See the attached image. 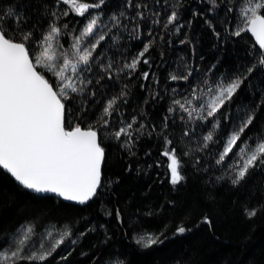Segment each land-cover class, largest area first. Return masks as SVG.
Here are the masks:
<instances>
[{"label": "snow or ice", "instance_id": "6c2138e0", "mask_svg": "<svg viewBox=\"0 0 264 264\" xmlns=\"http://www.w3.org/2000/svg\"><path fill=\"white\" fill-rule=\"evenodd\" d=\"M201 3L207 5L209 12L215 11L219 15L227 0H201ZM160 4L161 0H153V3L124 0L119 12L108 14V21H105L103 17L108 0H8L7 3L0 0V170L10 176L16 185L40 198L55 196L63 201L85 205L105 187L103 169L108 161L105 135L110 140L120 142L122 149L127 148L131 155H135L132 149L136 139L144 134L146 128L136 115L130 122L121 118L120 126L107 132L112 126L111 118L114 115L122 117L120 102H128V85L124 84L118 94L106 101H96V97L98 94L103 96L105 93L101 89L110 86L104 82L103 74H107L108 81H113L119 73L131 78L139 72L141 64L150 69L152 62L146 54H150L155 37L144 43L143 48L130 60H125L122 67H116V62L111 59L105 64L108 49H98L103 47L102 42L109 38L113 29L118 34L127 30L129 24L134 25L129 36L140 40L142 25L149 20V36L160 25L166 32L181 33L185 27L182 22L185 4L182 0H165L162 7L167 11L166 19L153 6ZM61 5L68 7L62 10ZM132 9H135L134 15L129 14ZM227 11L232 12L233 8L227 7ZM70 14L84 18L83 25L77 28L79 20L72 24L66 22L65 18ZM192 15L203 17L204 13L194 10ZM204 22L219 38L212 20L205 18ZM191 23V20L187 21L188 25ZM242 23L243 26L230 35L240 37L242 33H251L255 37L260 51L247 53L254 62L247 66L246 71L237 69L236 74L222 75L215 80L208 75L216 67L212 65L202 83L193 86L189 95L171 101L167 114L162 118L159 138L163 140V148L159 155L167 161L168 182L174 188L186 179L181 152L175 138L168 132L170 120L177 112L183 113L180 119L185 123L181 140L194 134L187 127L189 122L211 125L197 151L210 149L219 139H223L216 165L221 166L232 160L225 170L231 177L232 186H239L253 172L264 170V132L259 133L254 144L250 143L251 137L242 139L254 126L259 109L264 107V89H257L261 96L254 107L241 105L235 116L231 111L246 81L257 69L264 70V0H248L242 13ZM67 36H71L72 43L65 48L63 40ZM188 43L190 41L187 39L180 41L182 45ZM113 44H118V35L113 38ZM97 68L99 74L93 78L90 74ZM194 71L189 69L187 74L182 75L170 73L169 80L190 82ZM139 75L144 81L151 78L156 85L159 84L155 73L146 70L139 72ZM140 87L144 89L145 84ZM172 91L176 92L175 89ZM252 95L255 96V92ZM151 98L154 101L159 98L155 89ZM77 103L81 107L74 111L73 105ZM90 103L103 104L99 128L89 125L84 130L79 124L70 127L68 117L76 115L84 119L83 113L89 111L87 106ZM234 119L237 123L223 138L219 132L222 122L231 123ZM134 125L138 127L134 128ZM156 127L152 124L149 137L156 132ZM243 145L248 146L245 148ZM189 155V152L183 153V156ZM200 163V158H197L194 167ZM156 166L163 167L164 164L157 161ZM221 179L223 177H217V180ZM6 194L10 193L0 189V196ZM261 210L264 208L253 207L245 208L244 212L248 219H253ZM115 217L118 223H123L120 209L115 210ZM201 223L210 229L213 227L208 216H204ZM95 231L94 227L86 229L79 233V237L82 239L88 232ZM189 231L191 229L181 223L176 226L174 235ZM34 235L33 226L28 225L18 229L15 234L0 237L8 241L0 247V264H46L65 243L73 246L78 243L69 227L58 230L57 234L49 231L44 239L51 237V242L46 245L41 240L39 247L33 242ZM165 239L167 236L163 231L145 232L134 236L133 242L139 248L148 250L160 246ZM68 255L59 259L66 261ZM104 264L127 262L119 254H112Z\"/></svg>", "mask_w": 264, "mask_h": 264}, {"label": "trees", "instance_id": "16d2710c", "mask_svg": "<svg viewBox=\"0 0 264 264\" xmlns=\"http://www.w3.org/2000/svg\"><path fill=\"white\" fill-rule=\"evenodd\" d=\"M135 2L153 3V0ZM164 2L161 0L159 6H153L166 19L167 11L162 7ZM123 3L124 0H108L103 19L108 21V14L118 13ZM182 3L185 4L182 11L185 27L181 33L166 32L160 25L149 36V20L142 25L140 40L129 36L134 27L129 24L127 30L118 34L113 29L109 38L102 42L103 47L98 49H108L105 64L111 59L116 62V67H122L125 60H130L143 48L144 43L155 37L150 54H146L152 62L151 67L149 69L141 64L139 72L148 70L155 73L159 84L156 85L151 78L148 81L142 80L139 72L131 78L119 73L113 81H108L107 74H103L104 82L110 86L101 89L105 93L103 96L98 94L96 97V101H106L118 94L124 84L128 85V102H120L122 117L114 115L111 118L112 126L107 132L119 127L121 118L130 122L133 115H136L145 123L146 128L144 134L136 139L132 149L135 155H131L127 148L122 149L120 142L110 140L105 135L104 146L108 157L103 169L105 187L85 205L63 201L55 196L40 198L20 188L0 170V189L10 193L0 196V237L15 234L18 229L30 225L35 233L33 242L39 247L41 240L46 245L51 242V237L44 239L49 231L57 234L58 230L69 227L74 234L73 238L78 241L77 245L65 243L46 264H104L112 254H119L127 264H264V210L253 219H248L244 212L245 208H264V170L253 172L245 183L232 186L231 177L225 171L232 160L229 159L221 166L216 165L223 139H219L210 149L197 151L203 142V135L211 125L204 126L191 121L187 127L194 134L181 140L185 123L180 119L183 113L179 112L171 118L168 132L175 138L181 152L186 166V179L175 188L168 182L167 161L159 155L163 148V140L159 138L160 124L171 101L189 95L193 86L202 83L212 65H216L213 72L208 74L212 80L222 75L231 76L236 74L237 69L246 71L247 66L254 62L247 55L249 51H260L259 45L249 33H242L240 37L230 35L243 26L242 13L248 0H227L226 5L219 10V15L215 11L209 12L201 0H182ZM67 7L61 5L62 10ZM227 7H232L233 11L228 12ZM194 10L204 13V16L194 17ZM129 14L134 15L135 9ZM205 18L212 20L215 30L220 34L219 38L205 24ZM65 20L70 24L79 20L77 28L84 23V18L72 14ZM188 20L192 21L191 25L187 24ZM117 35L118 44H113V38ZM184 39L190 43L180 44ZM63 43L68 48L72 43L71 36L65 37ZM189 69L196 70L190 82L169 80L170 73L187 74ZM97 74L98 68L90 75L96 78ZM141 84H145L144 89H141ZM153 89L159 93L155 101L151 98ZM257 89H264V70L261 69H257L241 89L231 110L233 116L241 105L255 106L261 96ZM145 100L148 102L145 103ZM80 107L78 103L73 105L74 111ZM87 107L89 111L83 113L84 119L76 115L68 117L70 127L79 124L84 129H88L89 125L99 128L103 104L90 103ZM236 123L235 119L231 123L222 122L219 129L221 136L226 138ZM152 124L157 126L156 132L149 137ZM260 132H264V107L259 109L254 126L242 139L251 137L250 143L254 144ZM247 146L243 145L245 148ZM184 152L190 155L183 156ZM197 158H200L201 163L194 167ZM157 161L164 166L157 167ZM149 165L152 167L149 168ZM217 177L223 179L217 180ZM116 209L122 212V224L117 222ZM204 216L212 220L211 229L201 223ZM181 223L191 231L174 235L176 226ZM93 227L95 232H88L82 239L79 237L80 232ZM161 231L165 232L167 239L160 246L143 250L133 242V237L138 234ZM7 242L6 238L0 239V247ZM69 252L71 255H68ZM65 255H68L66 261L59 259Z\"/></svg>", "mask_w": 264, "mask_h": 264}, {"label": "water", "instance_id": "95a60500", "mask_svg": "<svg viewBox=\"0 0 264 264\" xmlns=\"http://www.w3.org/2000/svg\"><path fill=\"white\" fill-rule=\"evenodd\" d=\"M250 34V36L254 39V41L256 42V40H255V37H253L252 35H251V33H249ZM257 43V42H256ZM82 129H84V128H82ZM84 130H87V129H84Z\"/></svg>", "mask_w": 264, "mask_h": 264}]
</instances>
